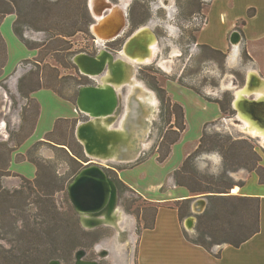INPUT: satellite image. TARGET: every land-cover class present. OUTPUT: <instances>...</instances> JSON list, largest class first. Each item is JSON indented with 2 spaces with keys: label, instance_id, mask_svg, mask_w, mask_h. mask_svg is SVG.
Here are the masks:
<instances>
[{
  "label": "rangeland",
  "instance_id": "rangeland-1",
  "mask_svg": "<svg viewBox=\"0 0 264 264\" xmlns=\"http://www.w3.org/2000/svg\"><path fill=\"white\" fill-rule=\"evenodd\" d=\"M11 1L12 3H9L10 0H2L0 9L13 12L10 15L18 21L19 39L29 50L35 51L36 56L20 61L10 76H4L7 51L0 34V143L6 144L10 153L6 158L0 153L2 163H6V168L0 169L2 189L24 190L32 199L35 195L33 193L30 195L31 189L37 190L39 187L25 180L33 179L12 172L10 166L14 159L34 160L40 165V183L43 188L49 187L55 190L53 199L59 210L66 212L70 206L73 207L68 194V185L94 157L88 156L84 146L78 141L76 121L61 122L56 131L49 136V140L34 146L26 155H17L19 146L33 129L38 113V105L29 98V94L37 88L48 87L68 99L76 100L82 87L101 83V78H104L110 69L107 73L99 75V78L93 79L82 73L74 61L75 57L80 54L99 57L107 51L111 53L113 64L126 60L122 55V45L141 26L150 28L149 31L154 35L156 43L152 59L148 63L136 65L126 61L132 66L133 74L130 73L129 77L125 76V71L128 70L127 64L126 69L123 67L124 84L120 87V114L116 116V126L120 120L121 122L122 119L124 120L125 108L126 110L130 108L127 103L128 96L134 86H139L141 91L137 98L143 106L141 108L145 110L141 122L146 129L140 137L134 133L136 137L132 138L138 147L135 160L126 161L124 164L113 162L117 165L105 161L104 169L116 173V169L120 166L132 167L140 162V159L150 160L145 165L146 170L151 177H155L152 159L155 158L158 162L160 153L165 154L168 144L177 137L175 113L178 111L173 107L176 102L169 90L176 85L199 93L206 100L224 101L230 112L226 116V121H213L205 126L204 132L211 137L218 136L220 139L236 142L232 146L234 149H231L228 157L219 147L196 156L193 167L200 176L212 178L214 182H224L225 186L231 187L238 184L234 180L235 174L248 170L244 167L245 161L250 164L257 161L255 153L264 159L263 140L248 135L243 123L235 121L237 115L231 103L233 91L238 95L239 91L244 90L245 80L241 67L229 69L227 55L215 53L195 43L196 35L206 18V8L202 0H109L114 5L124 8L125 24L126 10L128 23L127 28L125 29V25L117 39L102 44L93 30L96 18L89 0ZM95 4L94 2V11ZM101 12H110V7H103L99 13ZM88 15L92 22L85 28L86 31H77L80 27L83 29L86 26ZM141 22L143 24L139 25ZM133 23L138 26L134 28ZM106 60L110 62L109 58ZM244 61L248 66L250 65L247 59ZM248 70V77L251 74L258 76L253 68L250 67ZM228 79L235 81L234 90L224 89L231 87ZM225 81L228 83H224ZM156 87L165 91L160 92ZM169 103L170 109H168ZM200 120L201 118L192 116V140L196 139L199 131L197 122ZM80 121H87V117ZM122 125L123 123L120 124V128ZM129 125L141 132L142 126L137 127L136 123ZM3 150L5 151L0 147V151ZM116 174L118 175V172ZM133 180L137 182L138 177H133ZM122 182L124 187H118L117 207L113 212V215L119 218L118 226L102 222L101 225L87 227L83 224L81 215L76 213L80 228L85 233H91V236L85 241V247H79L72 252L70 263L76 264L79 260L81 264L83 262L137 264L138 236L143 228L152 225L156 207L132 189L128 183ZM231 189L234 187L228 192ZM193 196L195 200L206 199L208 202L206 209L210 210L209 193ZM192 201L187 204L186 212L189 213V217L196 218V224L194 223L196 227L193 228L195 233L188 235L191 240H196L199 237V217L204 213L192 214L190 210ZM30 207L35 210L33 204ZM82 216L84 220L93 217L87 214ZM14 218L16 220L14 219L13 222H16L14 224L19 229L22 221L16 215ZM10 228V216H1L0 264H21L16 254L11 253V250L16 251L17 243L16 236ZM205 238L210 241L209 236ZM43 260L45 258L41 259L40 264ZM49 264L64 263L53 260Z\"/></svg>",
  "mask_w": 264,
  "mask_h": 264
},
{
  "label": "crops",
  "instance_id": "crops-1",
  "mask_svg": "<svg viewBox=\"0 0 264 264\" xmlns=\"http://www.w3.org/2000/svg\"><path fill=\"white\" fill-rule=\"evenodd\" d=\"M202 1L206 8V18L196 35V45L207 46L227 55L228 68L241 67L245 81L248 77V69L251 67L264 82V0ZM250 11L253 12L251 15ZM125 15L126 29L128 23L126 10ZM15 21L13 15H7L0 25V34L7 51L4 65L6 77L16 70L20 61L36 56L35 51L29 50L15 33ZM246 59L250 62L249 66L244 61ZM128 71L133 74L130 65ZM228 80L231 82V87L224 89L234 90L235 81ZM169 90L174 101L183 106L186 124V130L180 140L172 145L169 157L163 163L157 162L155 158L152 159L155 177H151L146 170L145 165L150 160L136 163L132 167L120 166L116 169L121 181L128 183L132 189L156 207L152 225L143 228L138 236L137 264H264V183L260 182L259 175L254 171L242 170L236 173L234 180L238 184L224 195L248 199L246 210L249 216L250 213L252 214L254 221L256 217L259 230L238 247L222 243L206 249L190 239L189 235L195 233L193 228L196 227L194 225L196 218L189 217V213L181 218L175 204L189 199L192 201L194 196L186 187L178 186L173 175L192 151L197 149L205 126L217 120L226 121L227 115L222 112L218 103L206 100L190 89L176 85ZM29 98L37 103L38 113L32 131L16 152L19 156L26 155L37 143L47 141V135L54 133L61 122L76 121L79 125L85 122L80 121L82 118L89 119L88 115L77 106L78 96L73 101L52 88L40 87L30 92ZM234 100L233 91L231 105L235 111ZM192 116L201 118L197 122L199 131L195 140L191 138ZM113 164L117 165V163ZM260 165L264 167L262 157ZM10 169L28 179H34L38 173L37 165L30 160L14 159ZM135 176L138 177L137 182L132 181ZM195 199L190 205L192 214L205 213L208 202L203 207V211L197 213L196 209L200 206L196 204L200 199ZM190 210L188 209V212ZM191 219L193 221L190 225Z\"/></svg>",
  "mask_w": 264,
  "mask_h": 264
},
{
  "label": "trees",
  "instance_id": "trees-1",
  "mask_svg": "<svg viewBox=\"0 0 264 264\" xmlns=\"http://www.w3.org/2000/svg\"><path fill=\"white\" fill-rule=\"evenodd\" d=\"M9 3H12V1L10 0ZM12 13L11 10L0 9V25L4 18ZM252 13L250 11V15ZM91 22L92 19L88 15L87 21H85L86 26L83 29L80 27L77 31H86L85 28ZM17 23L18 21L14 23V31L18 35ZM142 24L143 22L139 23V25ZM137 26L133 23L134 28ZM201 47L225 55L210 47ZM157 90L160 92L165 91L160 88H157ZM215 102L220 105L224 114H230L224 101ZM170 107L171 104L169 103L168 109ZM173 107L178 111L175 113V128L177 129L175 133L177 137L168 144L165 154L160 153L158 157L159 163H163L169 157L172 145L180 140L182 133L186 130L183 106L174 103ZM52 134L47 135L46 140H49V136ZM42 143L39 142L36 145ZM235 143L229 139H220L218 136H208L204 132L197 149L186 158L183 165L173 175L176 184L181 187H186L193 195L199 193L210 194L211 208L199 217V237L195 240L196 244L202 245L206 249H210L215 244L222 243H229L238 247L259 230L256 217L254 221L252 214L250 213L249 216L246 210L249 204L248 199L224 195L229 193L228 190L233 188L234 185L228 187L223 184L224 182H214L212 178L200 176L193 167V160L196 156L203 152L214 150L216 147H219L222 153L228 157ZM6 146V144L0 143V147L5 149V151H0V153L5 158L10 156L8 146ZM255 156H257V161L251 164L245 161L244 167L249 172H256L260 177V182L264 183V167L260 165L261 157L256 153ZM140 160L138 163L144 162L142 159ZM30 161L38 167L37 176L33 180L25 179L27 182L39 187L37 190L31 189L30 191V195L32 193L35 195L33 197L34 199H30L24 190L8 191L2 189L0 186V217L5 215L10 216V231L16 236V251L11 250V253L16 254L21 264H40L42 258H45V260L41 264H49L53 260L63 261L64 264H72L70 263L72 252L79 247H83L86 244L85 241L89 240L91 233H85L80 228L78 220L76 219L77 212L74 207L70 206L66 212L59 210L53 199L55 190H51L49 187L43 188V185L40 183V165L34 160ZM4 167L6 168V163H2L1 160L0 169H4ZM105 171L115 181L118 187H124L123 182L119 179L115 171ZM190 202V199L184 202H176L175 205L179 209L181 218L187 215L186 207ZM32 204L35 206V210L30 207ZM13 215H16L22 221L19 229L14 224L16 222H13L14 219L16 220ZM206 236L210 237V241L206 240Z\"/></svg>",
  "mask_w": 264,
  "mask_h": 264
},
{
  "label": "bare ground",
  "instance_id": "bare-ground-1",
  "mask_svg": "<svg viewBox=\"0 0 264 264\" xmlns=\"http://www.w3.org/2000/svg\"><path fill=\"white\" fill-rule=\"evenodd\" d=\"M94 2L96 3L95 11L93 9ZM89 4L97 20L96 24L93 27V30L97 35L99 42L102 44L106 41L115 38L117 39L122 33L124 26L126 25L124 8L112 4L109 0H90ZM105 6L110 7V12H108L106 15L103 14L104 12L99 13L100 10ZM149 29L150 28L148 26H143L129 38L125 49L122 52L123 58H125L126 60L123 59L117 62V65L121 66V73L118 79V82L120 83H117V78L114 74L113 67H111L110 72H108V74L104 78H101L100 86H98L94 90L99 91L102 88L112 87V85H110V83H112L118 86V89L120 91V87L122 86V84H124V80H122L124 79L123 67H125L126 69V61L130 62L131 64L137 65L148 63L152 59L156 40ZM103 53L106 54H102L99 57H94L93 59L83 54L77 56L76 60L82 73L86 76L96 79L97 77L99 78V75H101L102 71L105 69V66L108 64V60L106 59H110L109 61L110 63H112L111 65H116L111 62L113 61L110 57L111 53L107 51H104ZM126 75L128 77L130 76V72H128V70L125 71V76ZM243 88L244 90L239 91L238 95L237 92H235L237 96L235 105L238 109V114H236L237 119L239 120V122L243 123L244 130L248 133V135L257 137L258 139H262L264 143V82L256 74H251L248 77L247 82ZM140 91L141 88L139 86H134V89L131 91L130 96H128L129 100L127 103L130 108H128L124 113L125 118L124 120L122 119V127L116 130V134L117 137L120 138V142L118 143L117 141L111 146L114 156L113 158L116 159L119 156L120 160L124 163L127 161V158L119 153L123 151V148L126 149V151L130 150L131 148L133 149L132 138L136 137L135 135L138 134V130L132 128V126L129 124L136 123L137 127H141L143 125L141 120H143L142 116L144 115L143 113L145 110L141 108V102L137 98L140 94ZM248 95L250 98L248 97ZM100 98L101 95L99 93H96L90 95L88 97V100L90 101V103L100 107L101 109H104V104L106 102L100 101ZM109 99H112L111 95L109 96ZM100 123L102 130H114V128L109 127L107 123ZM134 133L136 134L134 135ZM79 138L81 142H84L80 136ZM129 142H131V145H129ZM90 155L91 154H89V156ZM105 161L106 160H103L101 162L102 165ZM203 202L206 203V201ZM205 203H201V201L197 202L196 205L200 206V208L196 209L197 213H201L203 211L202 209L203 207H205ZM113 212L114 210L111 211L109 209H106L99 214H87L93 216L92 218H88V220H84L82 216L86 213H81L80 215L83 224L87 227L101 225L102 222L116 227L118 226L119 218L113 215ZM78 264H81V262H79ZM83 264L91 263L83 262Z\"/></svg>",
  "mask_w": 264,
  "mask_h": 264
},
{
  "label": "water",
  "instance_id": "water-1",
  "mask_svg": "<svg viewBox=\"0 0 264 264\" xmlns=\"http://www.w3.org/2000/svg\"><path fill=\"white\" fill-rule=\"evenodd\" d=\"M132 35H130L128 39L123 43L121 51L125 49V46ZM83 55L88 56L86 54ZM76 57L74 61L79 67ZM88 57L91 59L94 58L90 56ZM129 65L130 64L127 63L128 68ZM111 67H113L114 74L118 82L121 73V66L117 64L111 65L109 62L101 74L107 73L109 69H111ZM130 69H132V66H130ZM246 82L247 79L244 85L246 84ZM100 84L101 83L99 82L96 86L82 87L77 98L78 108L85 112L88 115L89 119L85 122L79 123L76 129V137L78 141L84 146L85 153L88 156L89 154L95 156L92 161L87 164L86 167L82 169L73 179V181L68 185V194L70 201L78 214H99L106 209L113 211L117 206L118 186L115 181L107 175L101 162L103 160H106L108 163H124L120 160L118 155L116 159L113 158L114 156L111 148L114 143H116L117 141L118 143L120 142V138L117 137L116 130L120 128L121 120L116 126V116L120 114L121 96L118 86L114 84L112 85V87L102 88L99 91L94 90L95 88L100 86ZM96 93H99L101 95L100 101L106 102L104 104V109H101L100 107L90 103V101L88 100V97L90 95ZM110 95L112 96V99H109ZM236 97L237 96L235 94L233 107L236 114H238V109L235 105ZM125 111L126 108L124 112ZM237 121L239 120L237 119ZM100 122L107 123L108 126L114 128V130H102ZM145 129L146 126L142 125L141 132L138 131V137H140L144 133ZM79 136L84 142L80 141ZM132 147L133 149H130L128 151L123 148V151L119 153L125 156L128 162L135 160L136 155L138 154V147L137 145H135L134 141ZM199 201H201V203H205L203 202L205 201L204 199H200L197 202ZM192 221L193 219L189 220L190 225L192 224ZM95 226L98 225H94L92 227ZM78 263L79 260L76 262V264Z\"/></svg>",
  "mask_w": 264,
  "mask_h": 264
},
{
  "label": "flooded vegetation",
  "instance_id": "flooded-vegetation-1",
  "mask_svg": "<svg viewBox=\"0 0 264 264\" xmlns=\"http://www.w3.org/2000/svg\"><path fill=\"white\" fill-rule=\"evenodd\" d=\"M111 3H112V2H111ZM112 4H113V3H112ZM103 14L106 15L107 13L104 12ZM96 22H97V20H96Z\"/></svg>",
  "mask_w": 264,
  "mask_h": 264
}]
</instances>
